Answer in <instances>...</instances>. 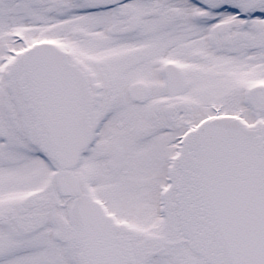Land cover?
Segmentation results:
<instances>
[{
    "label": "snow or ice",
    "instance_id": "6c2138e0",
    "mask_svg": "<svg viewBox=\"0 0 264 264\" xmlns=\"http://www.w3.org/2000/svg\"><path fill=\"white\" fill-rule=\"evenodd\" d=\"M0 264H264V0H0Z\"/></svg>",
    "mask_w": 264,
    "mask_h": 264
}]
</instances>
